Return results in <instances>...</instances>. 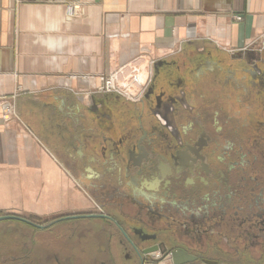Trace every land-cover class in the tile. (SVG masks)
I'll list each match as a JSON object with an SVG mask.
<instances>
[{
    "label": "crops",
    "instance_id": "0c3cea01",
    "mask_svg": "<svg viewBox=\"0 0 264 264\" xmlns=\"http://www.w3.org/2000/svg\"><path fill=\"white\" fill-rule=\"evenodd\" d=\"M263 36L264 0H0V211L32 212L44 221L77 215L36 228L37 264L126 260L106 220L91 216L103 207L81 188L84 172L103 162L87 140L100 145L109 107L119 116L124 102L138 109L95 92L98 76L117 71L120 84L141 98L158 63L209 43L232 48ZM18 89L33 92L19 99L23 124L5 122L2 98Z\"/></svg>",
    "mask_w": 264,
    "mask_h": 264
},
{
    "label": "flooded vegetation",
    "instance_id": "af4514ba",
    "mask_svg": "<svg viewBox=\"0 0 264 264\" xmlns=\"http://www.w3.org/2000/svg\"><path fill=\"white\" fill-rule=\"evenodd\" d=\"M236 58L158 63L137 113L109 107L100 145L87 140L103 157L84 172L103 207L91 216L117 235L123 264H145L148 249L156 264H264V56Z\"/></svg>",
    "mask_w": 264,
    "mask_h": 264
},
{
    "label": "rangeland",
    "instance_id": "374dc122",
    "mask_svg": "<svg viewBox=\"0 0 264 264\" xmlns=\"http://www.w3.org/2000/svg\"><path fill=\"white\" fill-rule=\"evenodd\" d=\"M234 20L236 21H241L242 20V16L241 15H235L234 16ZM264 37V36H263ZM206 41H204V43L207 45V43H209V39H205ZM260 42H258V39L253 40L247 44H244L242 46H233L232 48H228L227 46H223V44H221L220 46L216 43L214 44H210V47L206 49L204 51H209V50H215V53L220 52L221 56L225 58L226 62H232V57H237L236 59H241L242 62L244 63H251L254 62V60L259 57L262 56V52H263V56H264V39H260ZM218 45V46H217ZM198 49H195V53L197 52ZM201 51V50H198ZM123 67V66H120ZM129 79L130 81L133 82H138L139 78L136 74V71H131L129 73ZM102 75H105L106 77H113V79L115 80V83L113 84L114 86H112L110 89L108 90H104L102 89L103 85L106 87L105 85V81L103 80ZM136 77V80L134 78V76ZM86 78L92 77L91 75H87L85 76ZM98 79L100 81V85L98 87V89L95 92H100V93H106V94H110V95H119V97H123L126 100L129 101H133V102H137L138 100H140L141 98L135 97L127 88V86L125 85H121L120 81H119V77H118V73L116 72H112L109 74H101L98 76ZM102 79V80H101ZM150 79L152 81L153 77L152 75L150 76ZM149 79V83H151ZM102 86V87H101ZM70 90H72L70 88ZM146 90V87L143 88V92ZM71 92V91H70ZM32 94L33 92H26V91H22L20 89H18V91H16L15 93L11 94L9 97H12L13 103L10 109H15L17 117H19V120L16 119V116H12L13 119L15 118V120L20 121V115H19V99L21 95L24 94ZM7 97V96H6ZM15 101V103H14ZM3 106V105H2ZM22 123V122H21ZM23 124V123H22ZM84 196H86L88 198V196L90 197L89 193L81 188ZM96 211H99L97 209L100 208L99 205L94 204ZM101 210V209H100ZM102 211V210H101ZM100 211V212H101ZM0 217L1 216H6V215H14V216H18L21 217L23 220H18V219H4L0 221V263H4V264H37L36 263V255L37 254V250L41 249V247L38 246V244L36 243V235L37 233V226L32 225L31 223H29L28 221L40 225V226H44L47 223L51 222V220H46L44 221V219H40L37 218V215H35L32 212H9V213H2V211H0ZM73 216H77V215H62L61 217H57L56 219H65V218H69V217H73ZM54 219V220H56ZM27 220V221H25ZM67 221L70 219H66ZM66 222V221H64ZM63 222V223H64ZM58 222H56L55 224L51 225L49 228H52V226H55ZM42 228V227H41ZM45 229V230H47ZM50 239V238H49ZM25 243L27 244L23 247H27L28 250L26 251V249H21V244ZM26 251V252H25ZM17 255V260L13 259L12 256H16ZM159 253H157L156 255H150L149 256V260L146 261L145 264H156V259L159 257Z\"/></svg>",
    "mask_w": 264,
    "mask_h": 264
},
{
    "label": "built area",
    "instance_id": "2783aa9c",
    "mask_svg": "<svg viewBox=\"0 0 264 264\" xmlns=\"http://www.w3.org/2000/svg\"><path fill=\"white\" fill-rule=\"evenodd\" d=\"M73 12V10H72ZM103 78V80L105 81V85L106 87L103 85L102 89L104 90H108L110 89L112 86H114L113 84L115 83L116 79H113V77H106L105 75L100 76ZM102 80V79H101ZM2 118L4 119L5 122H10L13 119V115L16 116V119L19 120V117H17L16 111L15 109H10L13 103L12 97L10 98L9 96L7 97H3L2 98ZM15 103V101H14ZM15 119V118H14Z\"/></svg>",
    "mask_w": 264,
    "mask_h": 264
},
{
    "label": "water",
    "instance_id": "95a60500",
    "mask_svg": "<svg viewBox=\"0 0 264 264\" xmlns=\"http://www.w3.org/2000/svg\"><path fill=\"white\" fill-rule=\"evenodd\" d=\"M4 219H18V220H23L21 217H18V216H14V215H6V216H1L0 217V221L1 220H4ZM24 221V220H23ZM25 221H27V220H25ZM29 223H31L32 225H34V226H37V227H39V228H41L42 226H40V225H37V224H34V223H32V222H30V221H28ZM149 252H151V250H145L143 253L144 254H147V253H149Z\"/></svg>",
    "mask_w": 264,
    "mask_h": 264
},
{
    "label": "bare ground",
    "instance_id": "6f19581e",
    "mask_svg": "<svg viewBox=\"0 0 264 264\" xmlns=\"http://www.w3.org/2000/svg\"><path fill=\"white\" fill-rule=\"evenodd\" d=\"M134 76V75H133ZM134 78H135V80H136V77L134 76ZM161 246V245H160ZM154 250H157V249H154ZM160 252V251H159ZM151 253H158V252H150L149 254H151Z\"/></svg>",
    "mask_w": 264,
    "mask_h": 264
}]
</instances>
